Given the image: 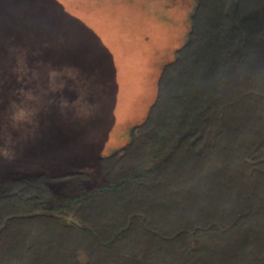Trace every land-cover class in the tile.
<instances>
[{
  "label": "trees",
  "instance_id": "1",
  "mask_svg": "<svg viewBox=\"0 0 264 264\" xmlns=\"http://www.w3.org/2000/svg\"><path fill=\"white\" fill-rule=\"evenodd\" d=\"M195 3L97 173L0 175V264H264V0Z\"/></svg>",
  "mask_w": 264,
  "mask_h": 264
},
{
  "label": "rangeland",
  "instance_id": "2",
  "mask_svg": "<svg viewBox=\"0 0 264 264\" xmlns=\"http://www.w3.org/2000/svg\"><path fill=\"white\" fill-rule=\"evenodd\" d=\"M195 5L0 0V149L15 154L10 161L0 156V175L97 173L99 160L128 144L132 128L144 122L164 65L188 40ZM18 57L28 69L23 79L17 78ZM53 69L64 74L56 83H65L55 92L48 78ZM21 90L42 96V102L32 123L14 128L12 105L21 101ZM63 100L68 107H61ZM104 184L93 176L88 187Z\"/></svg>",
  "mask_w": 264,
  "mask_h": 264
},
{
  "label": "clouds",
  "instance_id": "3",
  "mask_svg": "<svg viewBox=\"0 0 264 264\" xmlns=\"http://www.w3.org/2000/svg\"><path fill=\"white\" fill-rule=\"evenodd\" d=\"M18 72V79H23L25 75L28 74V69L26 67L25 59L23 57H18L17 59V69ZM36 74L33 73V76ZM64 74L57 71V70H50L48 73L49 78V88L52 92L62 90L65 87V83L61 82L60 84H57L56 81L61 78ZM69 78L74 79V75L72 72L67 73ZM21 96L22 99L19 103L13 102V112L11 113L10 119L13 122V127L18 128L21 125L24 124H30L33 121V118L37 114L38 108L37 105H40L42 102V96L37 95L33 91H24L21 90ZM78 102V101H77ZM75 103V102H74ZM68 101L63 100L61 107H68ZM9 143H11L10 137H9ZM0 156H2L4 159L12 160L15 158L14 152L9 147H4L0 149Z\"/></svg>",
  "mask_w": 264,
  "mask_h": 264
}]
</instances>
